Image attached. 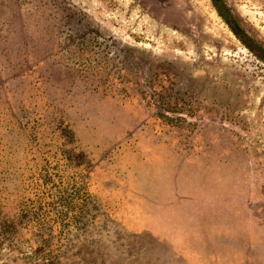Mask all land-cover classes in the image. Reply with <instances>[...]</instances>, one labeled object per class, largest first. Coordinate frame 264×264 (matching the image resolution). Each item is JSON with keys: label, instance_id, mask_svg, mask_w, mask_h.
I'll list each match as a JSON object with an SVG mask.
<instances>
[{"label": "rangeland", "instance_id": "1", "mask_svg": "<svg viewBox=\"0 0 264 264\" xmlns=\"http://www.w3.org/2000/svg\"><path fill=\"white\" fill-rule=\"evenodd\" d=\"M0 264H264V0H0Z\"/></svg>", "mask_w": 264, "mask_h": 264}, {"label": "trees", "instance_id": "2", "mask_svg": "<svg viewBox=\"0 0 264 264\" xmlns=\"http://www.w3.org/2000/svg\"><path fill=\"white\" fill-rule=\"evenodd\" d=\"M223 14V13H222Z\"/></svg>", "mask_w": 264, "mask_h": 264}]
</instances>
